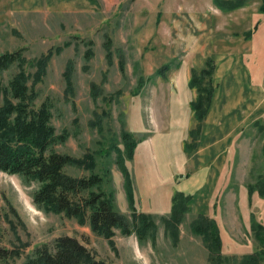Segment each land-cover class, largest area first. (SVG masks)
Masks as SVG:
<instances>
[{"label":"rangeland","instance_id":"obj_1","mask_svg":"<svg viewBox=\"0 0 264 264\" xmlns=\"http://www.w3.org/2000/svg\"><path fill=\"white\" fill-rule=\"evenodd\" d=\"M18 3L0 0V54L23 49L36 106L52 105L58 135L66 137L56 150L77 158L97 154L104 189L131 222L112 148L118 147L133 180L136 211L152 215L158 227L142 244L135 234L116 230L112 248L88 222L36 206L37 183L0 172V236L18 254L0 264H21L36 247L53 246L63 236L110 264H210L202 237L190 229L199 216L217 222L225 256L258 250L252 224L264 226V198L258 192L249 198L248 187L264 181V46H256L264 26L256 43L245 34L264 23L262 0L229 12L213 0H98L91 10L61 15L17 11ZM47 55L46 74L36 82V62ZM165 65L171 69L158 77ZM17 67L4 74L5 84ZM192 70L211 73L206 81L213 98L201 121L190 107L197 97L189 87ZM198 124L197 139L191 131ZM124 131L138 141L131 160ZM178 194L189 211L175 243L161 217L171 219Z\"/></svg>","mask_w":264,"mask_h":264},{"label":"trees","instance_id":"obj_2","mask_svg":"<svg viewBox=\"0 0 264 264\" xmlns=\"http://www.w3.org/2000/svg\"><path fill=\"white\" fill-rule=\"evenodd\" d=\"M250 1L213 0V3L218 9L229 12L245 8ZM260 12L264 13V0ZM258 28L256 24L247 32L246 40L252 39ZM23 53V49H20L13 53L0 54V172L21 176L28 182L37 183L38 187L33 193V202L36 206L46 211L64 213L67 217L77 218L81 223L88 222L92 232L107 239L112 248L115 247L113 237L116 230H120L123 235L135 234L141 244L149 240L158 226L152 215L136 211L133 180L129 170L124 166V158L118 147L112 148L119 156L126 197L132 211L131 222L116 209L113 194L104 189V178L97 172V154H86L82 158H77L56 150L57 146L65 142L66 137L58 135L53 123L52 105L45 101L39 107L36 106L38 96L34 87L29 86L30 76L26 74L27 61ZM107 56L111 57L110 51ZM50 58L51 55H47L37 60L38 70L34 76L36 82L45 76ZM32 64L34 63L30 65ZM16 65L19 71L5 84L4 74ZM71 67L72 65L68 67L66 73L67 80L71 77ZM170 69V65H165L156 74L158 77L163 76ZM197 73L196 70H192L189 81V87L197 92V97L190 103V107L197 110V118L201 121L208 113L214 91L206 81L211 75L210 71H202L201 76ZM94 95H98L97 92ZM200 131L201 126L198 124L191 131V136L198 139ZM122 140L126 156L131 160L138 141L126 131L122 134ZM67 167L84 168L91 173L84 177H74L67 173ZM255 192L264 198V181L248 187L249 198ZM188 211L187 200L178 194L173 199L171 219L161 217L165 220L168 233L174 236L175 243L179 240L180 225ZM1 219L0 209V221ZM190 229L194 235L202 237L210 254V264H264V226L255 220L252 229L260 245L258 250L241 258L223 254V240L214 219L206 216L196 217ZM14 256H18L17 252L3 246L0 236V263ZM21 264L110 263L97 259L77 238L63 236L58 238L53 246L44 244L36 247Z\"/></svg>","mask_w":264,"mask_h":264},{"label":"crops","instance_id":"obj_3","mask_svg":"<svg viewBox=\"0 0 264 264\" xmlns=\"http://www.w3.org/2000/svg\"><path fill=\"white\" fill-rule=\"evenodd\" d=\"M19 8L15 9L20 11L23 9L26 12H53L60 14L67 10L80 11V10H91L93 6H97L98 0H18ZM61 15V14H60ZM262 19V17L260 18ZM262 22V21H261ZM264 26H259L257 32L252 37V42L256 43L257 36L261 32V28ZM259 49H263L264 40L258 45ZM258 82V81H257Z\"/></svg>","mask_w":264,"mask_h":264}]
</instances>
